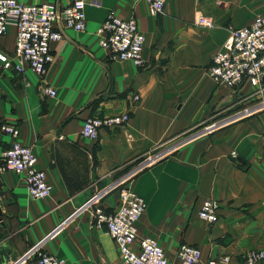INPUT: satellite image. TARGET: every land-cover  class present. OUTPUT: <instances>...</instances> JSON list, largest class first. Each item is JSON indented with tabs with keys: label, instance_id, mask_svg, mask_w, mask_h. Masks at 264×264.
I'll list each match as a JSON object with an SVG mask.
<instances>
[{
	"label": "crops",
	"instance_id": "crops-1",
	"mask_svg": "<svg viewBox=\"0 0 264 264\" xmlns=\"http://www.w3.org/2000/svg\"><path fill=\"white\" fill-rule=\"evenodd\" d=\"M84 1V30L61 28L42 76L25 62L18 72L0 61V125L12 122L19 130L15 137L0 130V149L13 139L29 145L50 184L48 195L31 198L21 174L0 171V241L8 250L0 249V258L10 263L42 239L63 264H122L104 227L91 223L87 210L72 213L112 181L142 197L137 233L155 238L169 264H179L175 249L182 242L200 250L192 264L223 254L239 262L246 250L264 248V80L231 88L205 72L225 26L263 16L264 0H164L158 16L144 0ZM110 11L135 19L144 38L142 65L112 58L98 44L95 30ZM196 11L213 27L195 25ZM14 33L9 25L0 35L8 57ZM123 111L124 124L101 126L94 139L79 133L84 117ZM207 118L214 127L183 136ZM175 138L163 155L132 165ZM137 166L125 176L124 168ZM118 188L99 198L105 209L116 205ZM205 197L219 205L213 222L196 214Z\"/></svg>",
	"mask_w": 264,
	"mask_h": 264
},
{
	"label": "built area",
	"instance_id": "built-area-1",
	"mask_svg": "<svg viewBox=\"0 0 264 264\" xmlns=\"http://www.w3.org/2000/svg\"><path fill=\"white\" fill-rule=\"evenodd\" d=\"M152 16L162 13L164 0H144ZM84 0H72L58 6L54 3H24L17 0H0V35L7 26L15 29L11 56L0 51V61L15 71H22L25 62L37 75L42 76L46 64L51 60L49 43L61 39V28L82 31L85 28ZM193 23L211 28L213 22L209 16L195 12ZM226 35L220 46L213 52L205 66L207 75L217 83L234 88L243 79L253 84L263 82L264 76V15L254 18L243 26H225ZM97 42L104 47L109 56L130 60L133 64H143L141 55L143 35L137 28L133 17L120 18L108 12L95 30ZM43 92L53 95L55 90L43 87ZM131 98L136 99L137 94ZM128 119L123 111L108 115H88L82 119L79 133L94 139L101 126L121 125ZM4 134L15 137L19 130L12 122L0 125ZM235 156L234 151H230ZM36 156L32 148L13 139L0 149V171L11 170L21 174L25 188L31 198L48 195L50 184L44 169L35 166ZM142 165V164H140ZM139 165V166H140ZM139 166L127 172L129 175ZM102 191L92 193L72 213L87 210L91 223L102 226L115 242L122 264H169L163 249L155 238L137 233L136 221L143 210L142 197L127 186L117 191L116 205L107 210L99 202ZM216 199L202 198L196 209L199 218L213 222L218 217ZM42 239L34 242L23 254L34 258V264H63L62 258L45 251L41 247ZM179 264H192L200 257L199 248L191 243L182 242L175 249ZM264 259V248L246 250L239 262L232 263L228 255L209 256L204 264H260Z\"/></svg>",
	"mask_w": 264,
	"mask_h": 264
},
{
	"label": "rangeland",
	"instance_id": "rangeland-1",
	"mask_svg": "<svg viewBox=\"0 0 264 264\" xmlns=\"http://www.w3.org/2000/svg\"><path fill=\"white\" fill-rule=\"evenodd\" d=\"M214 115H213V117H214ZM213 117H211V118H213ZM209 120H211V119L207 118L206 120H204L201 123L197 124V126H195L189 132H186L185 134H183V136H185V135H187V134H189L191 132H197V131L203 130V129L210 130L209 128L214 127L216 122H208ZM178 140H179V138H175V139L167 141L163 146H159V147L154 148L152 151L149 152V154L144 155L143 156L144 158L141 159V157H140V158L136 159L134 162H132V165L135 164L136 161H138V163H141L143 161H148V159L156 158V157H158L160 155H163L164 153H166L165 150L169 149V148H167V146H169V145H166V144L172 145ZM125 170H126V172H124V174L129 171V168H124L123 171H125ZM117 187H121L120 184H118L116 181H112V182H110L109 184H107L105 187H103L102 189H100L98 191H102V194H101V196H102L104 194H107L108 192H111V191L115 190ZM101 196H100V198H101Z\"/></svg>",
	"mask_w": 264,
	"mask_h": 264
},
{
	"label": "water",
	"instance_id": "water-1",
	"mask_svg": "<svg viewBox=\"0 0 264 264\" xmlns=\"http://www.w3.org/2000/svg\"><path fill=\"white\" fill-rule=\"evenodd\" d=\"M262 79L264 80V76H262ZM0 224H2V221H1V212H0ZM5 244L3 242L0 241V249L2 250V252H5L7 253L8 250L5 249ZM22 259V256H18V257H15V258H11V262L10 263H7L6 262V258L5 259H1L0 258V264H18Z\"/></svg>",
	"mask_w": 264,
	"mask_h": 264
}]
</instances>
